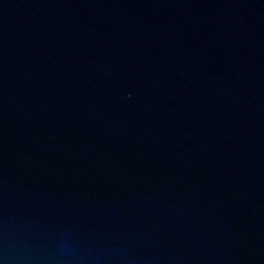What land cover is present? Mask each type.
Instances as JSON below:
<instances>
[{"label": "water", "instance_id": "water-1", "mask_svg": "<svg viewBox=\"0 0 264 264\" xmlns=\"http://www.w3.org/2000/svg\"><path fill=\"white\" fill-rule=\"evenodd\" d=\"M0 264H264V0H0Z\"/></svg>", "mask_w": 264, "mask_h": 264}]
</instances>
